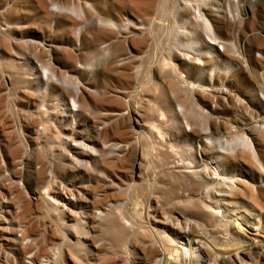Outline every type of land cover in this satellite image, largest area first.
Returning a JSON list of instances; mask_svg holds the SVG:
<instances>
[{"label":"rangeland","instance_id":"obj_1","mask_svg":"<svg viewBox=\"0 0 264 264\" xmlns=\"http://www.w3.org/2000/svg\"><path fill=\"white\" fill-rule=\"evenodd\" d=\"M44 1L46 8L40 0H0V264H24L28 255L39 259L55 249L52 264H168L152 258L159 248L152 231L172 236L174 217L193 211L187 197L170 194L171 169L180 159L199 161L186 124L240 138L244 162L228 167L231 175L263 181L247 141L264 165V0H239L250 9L244 18L234 0H152L150 16L115 10L102 26L90 24L94 9L117 8L119 0ZM193 7L208 14L210 29L184 13ZM69 18L80 19L79 31L63 23ZM186 28L193 38L179 33ZM210 30L221 49L209 42ZM96 32L116 38L84 45ZM166 57L182 77L164 66ZM122 74L138 85L115 87ZM83 94L90 105L81 114ZM78 143L87 148L76 151ZM220 187L217 180L198 196ZM235 219L214 221L215 240L206 243L236 248L227 242Z\"/></svg>","mask_w":264,"mask_h":264},{"label":"bare ground","instance_id":"obj_2","mask_svg":"<svg viewBox=\"0 0 264 264\" xmlns=\"http://www.w3.org/2000/svg\"><path fill=\"white\" fill-rule=\"evenodd\" d=\"M40 1L46 8V1ZM234 1H236L235 3L240 7V11L237 13L238 16L243 18L250 16V9L247 7L246 1H243L242 5L239 0ZM258 2L260 1L251 0L252 4ZM115 10H118L121 13L130 11L137 15L148 17L153 12V1L119 0L117 8L112 6L105 7L101 10L97 7L94 9V13L97 14V17L92 18L90 24L102 26L104 23L101 18L103 16L113 15ZM185 12H191V20L194 25L202 23L210 29L211 26L209 24L210 19L208 14L200 10L199 7H193V9L185 8L184 13ZM256 15L257 14L255 13L251 14L253 17ZM78 21H80V19L75 21L69 18L66 21H63V23L76 27ZM77 27L76 30L79 31L81 27ZM179 33L187 38H193L195 35L193 29L190 28L183 29L182 31L179 30ZM211 33L210 30V34ZM114 38L116 37L96 32L95 34L89 35V37H85L83 43L84 45H87V47H91L97 45L100 41L112 42ZM209 42L212 45H217L219 43L218 39L213 34H211ZM141 43L142 42H138V46H140ZM190 48L191 47H189V49ZM184 59L186 60L187 58ZM163 64L167 68L175 69L182 77L180 69L177 68L170 57L164 58ZM194 64L202 65V62L197 58L194 61ZM51 70L52 75L50 78H53L55 71L54 68ZM215 74L216 72L212 70L211 76ZM50 78H48V80ZM116 79L118 84L117 86L114 85L115 87H118V85L130 86L132 83L138 85L137 80L132 79L128 74L117 75ZM136 93L140 94L141 91H136ZM77 96L78 93H73L70 97L74 98V104ZM79 103L80 106L78 107V112L82 114L85 109L89 107L90 99L83 94ZM178 111L182 112L183 108L179 107ZM112 114H115V116H118V114L120 115L119 112H114ZM134 115L133 122L140 128L142 125L140 116L137 113ZM185 131L189 132L187 136H193L194 141L197 143L196 146L192 145L189 151L193 157L198 155L199 161L186 163L184 160L180 159L179 165L174 169H171L170 173L176 183L174 182L175 187L170 194L179 197H187V204L190 208H193V211L190 214H179V217L182 219L178 216L174 217L176 221L171 228V231H174L172 236L167 235L166 233H164L165 235L163 236L156 230V227H152V237L157 245H159V248L153 246L154 250L152 251V258H158L155 260V263L168 264H206V262H208L207 264H250L247 263V261H250L251 263L253 262L252 264H257L258 261L264 259V165L261 161L257 160L254 148L251 143L247 141L252 150V156L258 165L259 177H261L263 181L261 183L260 181H256V175L254 174L248 180L237 179V175L234 176L232 174V176L228 167H236L244 162L242 158H240L242 154L239 153L240 151H237V148L239 147L237 142H239L240 138L229 140L224 138V135L214 134L208 128L197 132L191 124H186ZM75 135L78 138H83V131L77 130ZM148 138L149 136L147 139ZM109 139L115 141L118 137L113 135V137L110 136ZM79 147L87 148L83 143H78V145L72 146L76 151L80 149ZM171 150L174 155L182 158L180 152L175 149L174 146H171ZM148 152V149H145V153ZM209 154L216 156L210 158ZM137 165L140 168L139 164ZM158 173V175H161L162 171ZM209 173H213V176L217 175V177L210 178ZM235 177L236 180L232 182L233 184L231 185L232 187L230 191H226L229 183H231V180L235 179ZM154 180L156 181L157 178ZM178 180H181V182H178ZM217 180L222 182L221 189L218 191L215 190L216 192L210 190L206 197L198 196L203 187L209 186ZM153 185L155 186V184ZM211 189L214 190L213 188ZM256 210L260 212L257 216L259 219L250 215H253ZM228 218H236L234 220V228H228L227 230L232 237L228 238L227 242H229L231 247L236 248L231 250H227V248L225 251L212 248V245L206 243L207 241L205 238L209 237L212 238L213 241L215 240V237L210 231L215 230L214 221L221 222L225 220L226 222H229L230 220L227 221ZM156 223L158 225L161 224L166 226V223L164 222L156 221ZM74 228L79 229V224H75ZM255 254H258V257L254 259Z\"/></svg>","mask_w":264,"mask_h":264},{"label":"built area","instance_id":"obj_3","mask_svg":"<svg viewBox=\"0 0 264 264\" xmlns=\"http://www.w3.org/2000/svg\"><path fill=\"white\" fill-rule=\"evenodd\" d=\"M217 46H219V48L221 49V45L217 44ZM18 235L23 242H33L31 238H26L25 234L22 232H20ZM58 255L59 254L56 249L53 251L51 256H47L39 259L34 258V255L31 254L26 256L24 260V264H52L53 261L54 262L57 261L56 259L58 258Z\"/></svg>","mask_w":264,"mask_h":264}]
</instances>
